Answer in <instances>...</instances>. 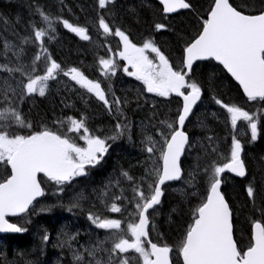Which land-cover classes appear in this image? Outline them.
<instances>
[{
	"label": "snow or ice",
	"instance_id": "snow-or-ice-1",
	"mask_svg": "<svg viewBox=\"0 0 264 264\" xmlns=\"http://www.w3.org/2000/svg\"><path fill=\"white\" fill-rule=\"evenodd\" d=\"M114 2L115 0H98V6L100 9H106L109 3ZM159 5H162V12L166 16L182 9L196 12V5L192 0H159ZM36 14L46 27L31 22L33 36L26 37L24 42L31 40L40 49L32 64L20 63L16 67L0 65V71L20 73L24 78L17 83L19 92L16 88L0 90L3 101L9 105L4 111H0V162H4L5 169L10 167V173L6 172L5 178L0 180V233L22 234L28 231L22 225L9 222V216L24 218L37 213V210L39 214H47L57 208L66 209L68 212L82 209L83 193H74L67 202L63 194L78 178L86 177L90 169L102 165L105 156L109 154V141L116 142L125 134L131 140V126L121 120L124 116V105L128 101L117 97L114 92L109 100L111 84L106 91L100 81L88 78L79 68L71 67L65 70L47 52L44 37L56 32L58 23H62L65 29L83 40L89 39L86 29L75 26L66 19L53 18L39 6L33 12V15ZM197 15L199 16L198 13ZM99 28L106 34H112V29L104 18L99 19ZM163 28V23L155 24L157 32ZM114 35L122 44L123 50L118 52V56L125 62L123 71L143 85L141 91L163 98L174 94L182 99V107H178L175 117L170 121L162 119L155 133L145 136L142 141V144H146V152L149 154L146 161H151L157 152L159 157L156 165L145 168L140 180L141 185L147 183L148 193L146 194L140 186L134 190L135 195L139 197L135 201L139 222L129 223L126 234L121 229L119 219L106 218L90 212L87 218L95 228L118 231L106 236L104 241H97L91 248L85 247L84 252L72 248L76 234L63 232L62 235L66 239L61 240L58 246L67 245L73 252V264H85V253L95 259L99 251L109 252L111 264L114 256L128 253L129 250L137 253L143 264H169L168 246H158L149 240L146 248L143 241L149 235V210H154V206L161 203L162 186L166 182L184 180L181 158L187 150L186 146H191L189 134L185 130L186 121L194 114L198 102L202 101L205 86L209 90L219 91L214 75H210L206 82L194 78V62L215 61L236 81L248 102L258 105V110L264 109V8L260 9L258 14L255 9L245 14L239 6L230 3V0H213L207 13L200 17L199 30L195 37L184 41L179 69L170 63L169 57L151 37L138 47L119 27L115 29ZM53 38L49 35V39ZM178 38L182 39V36L178 34ZM7 50L6 42L5 51ZM146 52L153 53L155 58L150 59ZM41 53L48 61V66L43 75H33L38 71L36 61L41 59ZM117 67L113 59L100 58L97 70L102 76L109 78L117 75ZM216 71L218 69L213 68V73ZM61 73L103 102L109 114L117 121L113 134L103 138L92 135L84 119L73 117H67L70 124L68 132L79 133L82 145L67 134L61 135L57 131L31 130V125L26 123L12 105L16 101L22 104L26 97L37 91L40 96H44L47 82L55 80ZM213 99L226 111L234 130L230 157L222 165L212 163L205 166L201 178L195 183V178L187 181L190 186L198 187L201 199L180 242L179 253L183 264H264V219L253 218L246 250L238 247L234 240L233 209L222 192V184L226 179L222 174L231 173L235 177H246L247 174L242 158L244 148L235 134L238 122L246 123L250 142H256L260 134L259 117L241 106L227 104L219 97L213 96ZM9 120L14 121L16 127H27L29 131H12V123H6ZM208 139L211 141L212 137ZM160 162L162 167L159 166ZM122 175L130 181L133 180L127 171H122ZM189 176H192L191 172ZM49 192L53 197L51 200L48 199ZM197 194V191L191 193L192 196ZM247 196L255 208V190L251 184L247 187ZM106 207L112 213L121 212V207L114 202L110 207ZM260 212L264 216V208L260 209ZM128 235L131 239L127 238ZM41 239L43 244L47 245L50 235L45 232ZM108 241L112 243L111 249L104 248ZM88 264H91V261ZM95 264H102V261L96 259ZM121 264H128V259L122 258Z\"/></svg>",
	"mask_w": 264,
	"mask_h": 264
},
{
	"label": "trees",
	"instance_id": "trees-1",
	"mask_svg": "<svg viewBox=\"0 0 264 264\" xmlns=\"http://www.w3.org/2000/svg\"><path fill=\"white\" fill-rule=\"evenodd\" d=\"M64 1H66L68 5H66ZM68 1L72 2L68 3ZM86 1L87 0H36L35 2V0H0V65L16 67L20 64V61L26 65L32 64L35 56L39 52L38 45H34L31 40L27 43L24 42L26 37L33 36L31 22H36L41 27H46L41 22V18L38 14L33 15L37 6L41 7L53 18L60 17L71 22L70 17H68V14L65 12L66 10H71L77 17L90 11H95L93 1L88 0L89 3ZM146 1L122 0L119 6L115 4L116 9L113 13V17L117 16L113 18L112 29L119 27L131 40L134 41L145 36L151 38L157 37L161 42L158 47L161 48L164 54L169 57L171 53V56H176L179 59L182 48L184 47V41L195 37L199 30L200 17H203L213 0H192L193 4L196 5V12L190 10L189 12L178 14L167 20L160 17V9L155 3L149 0ZM230 1L233 5L239 6V9L244 13H248L253 9L257 12L264 8V0ZM85 4H88L89 6H85ZM79 6L83 10H81ZM116 18H119L118 21H116ZM158 22L165 25V28L159 32L155 29V24ZM57 31L61 32V29H58ZM178 34L182 36V39L178 38ZM54 38L55 40L52 41L53 47H51V49L47 47L46 44V39L48 38L44 37L45 46L48 54L54 57L55 61L61 64V66L62 63L64 65L75 66V62L77 61L85 62V64L90 63L86 60L87 58L89 60L92 59L91 55L94 53L93 49L90 50L80 47V45H72V43L77 42H73L74 39L72 40V37H70L68 33H59V35H56ZM4 40L16 44L17 47H19L18 52L22 53V56L17 54V57L10 53V51H5V42L3 44ZM43 59L44 54L42 53L39 62L42 63ZM197 65L199 66L198 68L196 67ZM197 65L194 67L196 68L194 78L197 81L200 80L206 82L210 75H214L215 83L219 91L209 90L207 86L203 89L202 93L204 96V102L207 101L206 109L198 113L194 121L191 119V122H189L186 127V131L191 137V143L195 140V144L198 145V148H195L198 152L197 154H193V159L189 157V153L185 156L183 161L184 182L177 186L170 187L164 195L162 210L152 214L155 221H158L157 219L159 216L161 219V222L156 223L158 239L167 242V245L173 247L180 242L181 237L185 234L187 227L192 222L194 209L198 206L201 199L199 193L197 196L191 195L193 191L198 192L199 189L198 187H190L187 181L195 178V183V181H198L201 178L203 168L214 163V158H216L215 150H218L219 154H223L224 151H227L226 159L230 157L231 140L229 142L226 137L228 134L227 122L223 118H216L215 115L208 110V102L213 99V96H216L221 98L222 101L227 104H236L244 108L246 107L237 87L219 67L213 63H200ZM213 68L218 69V71L213 73ZM15 79L20 80L21 78ZM0 89H4L1 84ZM128 101L134 102L133 97L128 99ZM4 104L3 96L0 95V109ZM15 105L17 107L16 110L22 116L24 115L23 119L27 122H31V130L39 131L38 125L43 123L41 121H47L53 115L59 113L64 114L63 109L65 107H75L76 103L68 92L59 89L57 91L56 100L53 102H41L36 99H26L22 104L19 103V101H16ZM80 109H82V107ZM134 109L139 110L140 121L145 122L148 126L157 125V127H159L162 119L170 121L175 117L178 108L175 104L171 103L162 105L158 109L146 108L145 111L142 110L140 105H132L129 110L132 113ZM94 113L97 114V109L93 108L88 112L91 119L95 118ZM145 113L148 114L147 117L145 116ZM152 115L156 117L155 121H153ZM99 117L100 116L98 115L97 118ZM258 124H260L261 127L259 131L260 136H258L257 141L250 142L248 136L241 141L244 148L242 158L244 159L247 168L246 180L241 181L227 177L223 188V193L233 209L235 238L238 246L243 249L247 247L250 241V224L253 221V218L264 219V216H262L260 212V209L264 208V130H261L264 129V116L259 119ZM27 131H29V129L24 128L20 129L19 133H26ZM209 137H212L211 141L208 139ZM144 164V160H139V165L137 163H131L128 167L125 166L124 157L115 155V157L107 163L106 169L108 172L102 173L99 177H95L92 184L83 185L81 191L77 192L84 194V201L81 202L83 203V208L74 209L73 212H68L65 209L66 213L69 216L76 217L80 221L78 224H82V226L85 225V220L88 219L87 217L90 212L92 214L104 216L107 212V207L101 205L103 203L101 199H106L107 197L105 195L102 197L101 188L106 184L109 185L112 181L116 182L120 176H123L122 171H127L129 175L133 177V180H128V182L131 183L130 187L137 188L138 186H147V183H144V186L140 184L145 168L148 167ZM156 164L157 161H155L153 165ZM149 168L151 167L149 166ZM133 169L135 170L131 171ZM190 172L192 173V176H189ZM249 184H251L255 190V208L253 207L252 201L247 196V187ZM178 187L183 188L179 189ZM125 191L127 196L131 198L132 195L130 188L127 187ZM120 196L121 193L119 192L120 199H116L114 203L120 205L121 214H126L125 212L127 211L128 205L121 202L122 196ZM106 205L108 207L110 206V204ZM52 214L53 217L50 214L39 213L33 214L30 217L26 216V219L22 221L21 225L26 227L28 231L19 236H8V239L1 241L0 264H33V262L37 263L39 261V263H42L44 258L40 257V250H44L45 245L41 239V230H49L48 234L51 233L52 235L57 234L58 232L56 223H58L60 214L56 212H52ZM28 220H30L31 224L37 223L38 227L36 234H33L31 231V224H29V222L25 223V221ZM44 220L51 221L55 225H46L44 224ZM42 235L44 234L42 233ZM52 243H54V240ZM37 245H40V248H38ZM58 245H60V243H58ZM45 252H47V256L51 253H56L55 249L49 248Z\"/></svg>",
	"mask_w": 264,
	"mask_h": 264
},
{
	"label": "bare ground",
	"instance_id": "bare-ground-1",
	"mask_svg": "<svg viewBox=\"0 0 264 264\" xmlns=\"http://www.w3.org/2000/svg\"><path fill=\"white\" fill-rule=\"evenodd\" d=\"M88 1V0H87ZM86 1V2H87ZM90 1V0H89ZM89 1H88V3H89ZM146 1V0H145ZM149 1H152L153 3H155L158 7H159V9H160V12L161 13H163L162 12V5H159V0H149ZM35 2H36V0H35ZM39 2V1H38ZM44 2V1H43ZM78 2V1H77ZM82 2V1H81ZM84 2V1H83ZM147 2V1H146ZM213 2V1H212ZM76 3V2H75ZM85 3V2H84ZM149 3V2H148ZM193 3V2H192ZM5 4V3H4ZM30 4V3H29ZM91 4V3H90ZM150 4V3H149ZM152 4V3H151ZM68 5V4H67ZM78 5V4H77ZM80 6H82L81 4H79ZM89 6L88 4H85V6ZM114 6L112 7V8H108V9H114V10H112L111 11V13H110V15L107 17V21H109V23L110 24H112V22H113V18L114 17H116V16H114L113 17V13L115 12V9H116V5H115V3L113 4ZM154 5V4H153ZM51 6V5H50ZM57 6V5H56ZM79 6V7H80ZM91 6V5H90ZM84 8V7H83ZM88 8V7H87ZM86 8V9H87ZM155 8V7H154ZM46 9V8H45ZM72 9V8H71ZM80 9H81V7H80ZM79 9V10H80ZM11 10V9H10ZM49 10V9H48ZM70 10V9H69ZM77 10V9H76ZM81 10H83V9H81ZM94 10H95V8H94ZM16 11V10H15ZM35 11V10H34ZM78 11V10H77ZM102 11H104L103 9H102ZM153 11H154V9H153ZM190 10H180V11H178V12H176V13H174L173 15H172V17H174V16H176V15H178V14H181V13H185V12H189ZM10 12V11H9ZM66 12V14H68V17H70V20H71V22H69V23H72L73 25H75V26H80V27H84L85 29H88L89 30V32L90 33H93L94 35H97V36H99L100 37V40H99V42H93V43H91L90 45H86V44H82V43H72V45L73 44H75V45H80V47H83V48H88V49H93L94 50V53H92L93 54V56L95 55L96 56V58L94 59L93 57H92V59H91V61H92V63L93 62H96V63H99V59L100 58H102V56L104 55V53H106V51L104 50V48L103 47H105L106 46V49H107V52H108V46H107V44H109V46H113L114 45V42H112L111 40H108L107 42H104V40L102 39V37L100 36V34L98 33V31H97V29H96V19H97V17H98V14H97V12L96 11H90V12H88V13H85V14H83L82 16H80V17H77L76 16V14H74V12H72L71 10L70 11H65ZM79 12V11H78ZM105 12V11H104ZM119 12V11H118ZM55 14V13H54ZM79 14H80V12H79ZM116 14V13H115ZM246 14V13H245ZM248 14V13H247ZM81 15V14H80ZM39 16V15H38ZM87 17L86 19L84 18V17ZM33 17V16H32ZM119 17V16H118ZM39 19V18H38ZM117 19V18H116ZM119 19V18H118ZM118 19L116 20V21H118ZM122 19V18H121ZM123 20H124V17H123ZM121 22H122V20H121ZM127 22V21H126ZM116 23V22H115ZM123 24V23H122ZM61 25L63 26V24L61 23V24H57L56 25V28H57V30L58 29H61V32H59V31H56V32H54V33H49V34H53V36L54 37H56V35H59V33H66L67 34V32L64 30V29H62L61 28ZM44 26H46V25H44ZM126 26H128V25H126ZM16 29V28H15ZM14 29V30H15ZM163 29H161L160 31H162ZM18 31V30H17ZM20 31H21V29H20ZM114 31H115V29H112V33H114ZM127 35V34H126ZM143 35V34H142ZM141 35V36H142ZM72 40H73V38H71ZM130 39V38H129ZM50 40V39H49ZM53 40H55V38H53ZM52 40V41H53ZM71 40V41H72ZM131 40V39H130ZM133 43L134 42H138L139 43V40H131ZM4 42L6 43L7 42V44H8V51H10L11 50V47H13L14 49H16L17 48V54H19V55H21L22 56V53H20V52H18V48L19 47H17V45L16 44H14V43H12V42H10V41H7V40H4L3 41V44H4ZM73 42H76L75 40L73 41ZM52 44V45H51ZM84 46H86V47H84ZM4 47H5V44H4ZM47 47H49V48H51V47H53V43H50V45H47ZM52 49V48H51ZM86 51V50H85ZM88 52V51H87ZM88 54V53H87ZM85 55H86V53H85ZM89 55V54H88ZM147 55L149 56V58L150 59H154V57H153V53H151V52H149V54L147 53ZM17 56V55H16ZM92 56V55H91ZM18 57V56H17ZM89 57H90V55H89ZM68 59V58H67ZM46 59L44 58L43 59V62L42 63H40V62H38L37 64H38V67L39 68H41V67H43L42 65H43V63H44V61H45ZM20 63H22L21 61H20ZM76 63V65L74 66V67H77V68H79V66L81 65V64H83V62L82 61H77V62H75ZM61 65V64H60ZM62 66H64V68H65V70L66 69H69V65H64L63 63H62ZM220 69L223 71V73L230 79V81L237 87V89L239 90V92H240V94H242L243 93V90L239 87V85L236 83V81H234L232 78H231V76L229 75V74H227V72L225 71V70H223L222 69V66H220ZM198 71H200V70H198ZM200 76V75H199ZM13 78V79H15V78H21L22 76L20 75V73H13V75H5V71H0V81H1V86H3L4 85V80L3 79H6V78ZM201 79V78H200ZM203 79V78H202ZM115 80H117L116 82H114V80H112L111 82H105V83H101L102 84V87L107 91L108 89H109V85L111 84V86H112V91H111V95H112V92H114L115 93V95L117 96V97H120L121 99H126L127 101H128V99H130V98H132L133 97V100H134V102H127L126 104V107H127V111L125 112L124 111V114H126V116L124 115L123 117H121V120H122V122H125V123H128L130 126H131V129H132V132H131V140H129V138H128V136H127V134H125V136L124 137H122L121 139H119L118 141H116V142H112V145H111V153H110V155H109V157H108V160H107V163L109 162V161H111V159L113 158V157H115V155H118V156H123L124 157V149L125 148H128V149H130V151H131V153H132V159L133 160H144V162H145V166H150V167H152L153 166V164H154V162L156 161V156L155 157H153L152 158V160L151 161H146V157L149 155L147 152H146V144H142V141L144 140H142V141H140V143L138 144V148L136 147V145L135 144H133V143H135V142H137L138 140H137V133L139 132V131H142L141 133L142 134H144V131L143 130H145V129H148V130H146L147 132H148V134L149 135H151V133H155V131H156V128H157V125H152V126H148L145 122H142V121H140V119H139V117L140 116H138V114L140 113L139 112V110H137V109H134V111H132V113L130 112V106H132V105H136L135 104V102L137 101V97H136V95L132 92L133 90L131 89V88H129L128 87V84L125 82V80L122 78V77H120V78H116ZM200 81V80H199ZM130 85V84H129ZM6 86V85H5ZM124 86V87H123ZM4 87V86H3ZM5 89V88H4ZM59 89H62L63 91H65V92H68V94H70L72 97H73V99H74V101H75V103H76V105H75V107H71V106H69V107H65L63 110H64V112H78V113H82L83 114V116H84V118L85 119H87V120H89V122H90V124H91V126L93 127V125H94V120L95 121H98L99 122V120L100 119H102V114H104L103 112H105V111H103V109L102 108H99V107H97V106H94V105H91L90 103H89V101L86 99V98H84V97H82L81 95H79L77 92H75L74 90H72V89H68V88H65V87H63V86H59V87H57L56 88V90L55 91H53V93L51 94V96L49 97V98H47V99H45L44 101H49V102H53L54 100H56V96H57V91L59 90ZM1 90V89H0ZM18 92V91H17ZM109 97H110V95H109ZM123 97V98H122ZM152 98V97H151ZM54 99V100H53ZM110 99H111V97H110ZM206 102L207 101H205L204 102V96H203V93H202V101H200V106H199V108H197L196 110H195V112H194V114L193 115H191L190 116V118H189V121H186V125H185V130H186V127H187V125H188V123L189 122H191L190 120L191 119H193V121L196 119V115L198 114V113H200L201 111H203L204 109H206ZM130 105H129V104ZM208 104H209V106H208V110L210 111V112H212L213 113V115H215V117L216 118H219V119H221V118H223L226 122H227V125H228V134L226 135V137L228 138V140H229V142H230V140L232 139V136H233V134H234V130L231 128V124H230V119H229V117H228V114L226 113V111L224 110V109H221L220 107H219V105H217L216 103H215V101H214V99H211L209 102H208ZM163 105H165V104H163ZM162 105L161 104H158L156 101H150L148 98H146V99H143V104L141 105V107H142V110H144L145 111V109L146 108H150V109H158V108H160ZM7 107H9V105L7 104V103H5L3 106H1V109H0V111L1 110H3L4 108H7ZM82 107V109H80ZM97 109V114L96 113H94V115H95V118H93V119H91L90 118V115L88 114V112L90 111V109ZM244 108V107H243ZM133 109V108H132ZM245 110H247V111H249L250 113H253V111H252V109L250 108V107H248V106H246L245 108H244ZM177 112V111H176ZM40 113V112H39ZM98 115L100 116L99 118H97L98 117ZM41 117V116H40ZM113 118V120H114V124H116V119L113 117V115L111 116V119ZM153 118V121H155V119H156V117H152ZM45 122V121H44ZM260 124H258V131H260ZM94 128V127H93ZM145 128V129H144ZM95 129V128H94ZM96 130V129H95ZM101 128H99L98 129V131L101 133ZM187 132V131H186ZM235 134L238 136V138L241 140V141H243L245 138H247V136H248V138H250V133H249V131L247 130V128H245V130H243V131H241L239 128H237L236 130H235ZM258 136H260V134L258 135ZM189 137H190V135H189ZM190 141H191V137H190ZM196 142H195V140H193V142L191 143V146L190 147H186L187 148V150H186V153H185V156L189 153V157H191L192 159H193V157H194V155L193 154H197V150L195 149V148H198V145L197 144H195ZM194 146V147H193ZM121 149H123V150H121ZM142 149H145V150H142ZM118 151L120 152V153H118ZM200 151V150H199ZM226 152L227 151H224L223 152V154H219L218 153V150H215V154H216V158H214L215 159V161L214 162H216L217 160H222L223 158H226ZM157 154H158V152H157ZM156 154V155H157ZM225 160V159H224ZM225 162V161H224ZM223 162V163H224ZM221 165V164H220ZM135 169H133V170H131V171H134ZM246 173H247V168H246ZM100 175H102V174H98L96 177H99ZM222 176H225L226 178L227 177H230V178H233V179H235L234 177H232V176H230V175H228V174H224V175H222ZM246 176H247V174H246ZM246 178V177H245ZM185 179V178H184ZM237 180V179H236ZM186 181V180H185ZM183 182H184V180H183ZM106 183H107V181H106ZM123 184H124V190H126L127 189V187L128 186H126V184L123 182ZM185 184H187L186 182H185ZM112 185V188L111 189H109L108 188V184H106L105 186H103L102 188H101V192H102V197H103V195H105L106 197H107V195L105 194L107 191H110V190H112V189H115V190H117L116 188H115V186L113 185V184H111ZM224 185H225V181H224V183L222 184V192H223V188H224ZM144 186V185H143ZM187 186H188V184H187ZM144 187H147V186H144ZM148 188V187H147ZM179 189L181 188H183V187H178ZM198 193H199V191H198ZM125 196L127 197V198H129L128 196H127V194L125 193ZM104 199V198H103ZM118 200V199H117ZM107 204V203H106ZM111 205V204H110ZM126 214H122L123 216H121V217H123V222L125 221V216H128V215H130V210L127 208V211L125 212ZM253 222V221H252ZM251 222V223H252ZM37 227H38V225H37V223H33V224H31V231L33 232V234L35 233H37ZM45 227V226H44ZM79 227H82L81 225H79ZM78 227V225H77V230H78V233H81V230H80V228ZM122 227V226H121ZM250 228H251V224H250ZM44 230H46V229H44ZM44 230H41V231H44ZM45 232H47V233H49V230H46V231H44V232H42L43 234H45ZM49 235H51L52 236V234L50 233ZM87 235V234H86ZM43 236V235H42ZM35 237H36V235H35ZM50 240H51V238H50ZM49 240V241H50ZM0 245H1V242H0ZM42 245V244H41ZM19 246V245H18ZM37 247L38 248H40V245H37ZM59 248H61V247H56V248H54L55 249V251H56V253H51V254H49L48 256H47V252H45V251H47V249H48V247L47 246H45L44 247V250H40V257H43L44 258V261L42 262V263H39V262H37L38 264H52L50 261H51V259L54 257V255H57V254H60V252L61 251H63L62 249H59ZM68 250V249H67ZM72 251H70V253H71ZM62 254V253H61ZM70 256V255H69ZM38 261V260H37ZM71 261V260H70ZM34 263V262H33Z\"/></svg>",
	"mask_w": 264,
	"mask_h": 264
},
{
	"label": "rangeland",
	"instance_id": "rangeland-1",
	"mask_svg": "<svg viewBox=\"0 0 264 264\" xmlns=\"http://www.w3.org/2000/svg\"><path fill=\"white\" fill-rule=\"evenodd\" d=\"M69 2H72V1H68V3ZM64 3L67 5V2L66 1H64ZM114 5L112 4V3H109L108 5H107V9L108 8H112ZM91 10V9H90ZM104 10V9H103ZM105 11V10H104ZM85 19L87 18L86 16L84 17ZM61 28L62 29H64L65 30V28L61 25ZM88 30V29H87ZM66 31V30H65ZM89 31V30H88ZM67 32V31H66ZM94 33V32H93ZM92 33V34H93ZM49 35H51L52 37H54L53 36V34H48V35H46L45 37H47L48 39H46V44L47 45H50V43H52V40L53 39H50L49 40ZM103 39V38H102ZM99 40H100V37L99 36H97V35H94L93 34V39H92V43L93 42H99ZM108 40H111L112 42H114V45L115 44H119L120 43V40H119V38L118 37H116L115 35H114V33H112V34H109V37H108ZM107 46H108V50H109V44H107ZM84 47H86V46H84ZM104 48V50L107 52V49H106V46L105 47H103ZM86 49H88V48H86ZM10 53H12L13 55H17V48L16 49H14L13 47H11V50H10ZM149 54V52H146V54ZM43 65H44V63H43ZM42 65V66H43ZM42 68L43 67H41V68H39L38 67V70H42ZM5 75H13V73H8V72H5ZM6 78V77H5ZM4 81V88H16L17 89V91L19 92V88L17 87V84H14V82L12 83V82H10V80H16V79H13V78H6V79H3ZM9 81V82H8ZM6 85V86H5ZM59 86H63V87H65V88H68V89H71L70 88V84L69 83H67V82H58V83H53L52 85H51V93H50V95L47 97V98H49L50 96H51V94L53 93V91H55L56 90V88L57 87H59ZM73 90V89H72ZM76 92V91H75ZM109 95H110V97H111V99H112V95H111V92H109ZM46 98V99H47ZM149 100L152 102V101H154L151 97L149 98ZM12 107H15V108H17L16 107V105L15 104H13L12 105ZM5 109V108H4ZM138 116H140V113L138 114ZM145 116L147 117L148 116V114L147 113H145ZM153 116V115H152ZM237 128H239L241 131H243V130H245V128H247V125H246V123L244 122V121H240L239 123H238V126H237ZM145 129V128H144ZM146 130H148V129H145V130H143L144 131V134H142L141 132L142 131H139L138 133H137V142H135V143H133V144H135L136 145V147L138 146V144L140 143V141H142L144 138H145V136H147V135H149L148 134V132L146 131ZM151 135H153V133H151ZM140 140V141H139ZM138 148V147H137ZM118 153H120L119 151H118ZM124 162H125V166H130V164L131 163H137L138 165H139V160H133L132 158V153H131V151H130V149H128V148H125L124 149ZM121 157H123V156H121ZM224 159H226V158H223L222 160H217L216 162H214V163H216L217 165H222L223 164V162L225 161ZM117 181H119V183H117ZM129 184H130V186H131V183L130 182H128ZM111 184H113L114 186H115V188L118 190V189H120V190H118V192H117V190H115V189H112V190H110V191H107L105 194L107 195V198L106 199H101L102 201H103V203L101 204L102 206H106V203L107 204H111V203H113V202H115V200L117 199V197H119V192L121 193V196H122V203H125V204H127L128 205V209L130 210V215H128V216H125V221L123 222V217H121L119 220L121 221V229L127 234V225L129 224V223H132V218H131V215H132V211L136 208L135 207V201L136 200H134V198H133V196H131V198H126V196H125V193H126V191L124 190V184H123V181L120 179V178H118L117 180H116V182L115 181H112L111 183H109V185H108V188L109 189H111L112 188V185ZM190 186V185H189ZM191 187V186H190ZM109 193H111V194H109ZM132 195V194H131ZM114 196V197H113ZM120 196V197H121ZM52 199V197L50 198V200ZM82 208H83V203H82ZM135 215H137L138 216V213L136 212V213H134V216ZM77 225H81L82 226V224H75L74 225V228L71 230V234H76V239L74 240L75 242H81V243H83V245L84 246H87V247H89V248H91L92 246H94L95 245V241H96V243H97V241H103V238L101 237V236H99V235H95V234H93V236L92 235H90V234H82V233H78V230H77ZM76 229V230H75ZM129 236V235H128ZM127 236V237H128ZM72 248L74 249V250H76V251H79V252H84V249L83 248H79L77 245H75V244H72ZM59 249H62L63 251H61L60 252V254H57V255H54V257L51 259V263L52 264H64V263H73V259H72V256H73V252H71V253H66L67 251H70L69 250V248L67 247V246H61V248H59ZM68 249V250H67ZM62 253V254H61ZM85 254H87V253H85ZM70 255V256H69ZM71 260V261H70ZM50 264V263H49ZM107 264H109V263H107ZM112 264V263H111Z\"/></svg>",
	"mask_w": 264,
	"mask_h": 264
},
{
	"label": "flooded vegetation",
	"instance_id": "flooded-vegetation-1",
	"mask_svg": "<svg viewBox=\"0 0 264 264\" xmlns=\"http://www.w3.org/2000/svg\"><path fill=\"white\" fill-rule=\"evenodd\" d=\"M87 45H90V44H87ZM111 47V46H110ZM105 55V53H104ZM92 57L95 59L96 56L92 55ZM153 57L155 58V56L153 55ZM86 61H89L90 63L89 64H85V62H83V64H81L79 66V69L90 79H93V80H98L100 81L101 83H105V82H111L112 80H114V82H116L117 80H115L116 78H120L122 77L125 82L128 84V87L131 88L133 91V93L136 95L137 97V101L135 102L136 105H142L143 104V99H146V95H147V92L146 91H141V89L143 88V85H141L140 83H134L132 80L128 79L126 77V75L124 74L125 72L123 71V65H124V62L121 61V60H118L117 61V75L115 77H109V78H105L104 76H102L100 74V72L97 70L98 69V63L96 62H93L91 60H89L87 58ZM157 62V61H156ZM64 68V66H62ZM65 69V68H64ZM112 79V80H111ZM130 84V85H129ZM124 87V86H123ZM137 93H135V91ZM79 95H81V93H78ZM82 96V95H81ZM82 97L86 98L89 103L91 105H94V106H97L99 108H102L104 114H102V119L98 121H95L94 120V125L93 127L96 129H94L89 120L85 119L83 114L82 113H78V112H64V118L66 119L67 121V117H73V118H76V119H84L85 122H86V125L87 127L91 130V134L92 135H99L101 138L103 137H106L108 135H111L114 133L115 131V124H114V120L113 118L111 119V116L108 112V109H106L103 105V102L99 101L94 95L92 94H88V95H83ZM142 97V98H141ZM123 98V97H122ZM109 100L110 97H108ZM124 100V99H122ZM129 104V103H128ZM127 104L124 105V108H123V111H127V107H126ZM130 105V104H129ZM131 108V106H130ZM126 116V114H124ZM70 127V124H68V122L66 123H62L60 125V129H63L66 133H63L64 134H67L71 139L75 140V142H77L78 144H83V141L79 139V133H71V132H68V128ZM101 128V133L98 131V129ZM109 143L112 145V142L109 141ZM111 153V147L109 149V154L105 156V162L108 160V157Z\"/></svg>",
	"mask_w": 264,
	"mask_h": 264
},
{
	"label": "water",
	"instance_id": "water-1",
	"mask_svg": "<svg viewBox=\"0 0 264 264\" xmlns=\"http://www.w3.org/2000/svg\"><path fill=\"white\" fill-rule=\"evenodd\" d=\"M183 10V9H182ZM180 11V10H179ZM173 14V13H171ZM198 62V61H197ZM215 62V61H214ZM195 63V62H194ZM216 63V62H215ZM167 183V182H166ZM9 217H12V216H9ZM0 234H7V233H0ZM12 234H15V233H12Z\"/></svg>",
	"mask_w": 264,
	"mask_h": 264
}]
</instances>
